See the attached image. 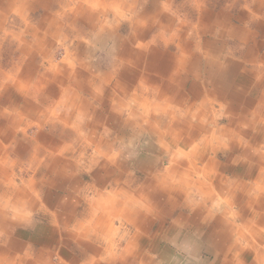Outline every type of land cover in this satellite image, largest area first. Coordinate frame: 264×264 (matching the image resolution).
<instances>
[{"label": "crops", "instance_id": "crops-1", "mask_svg": "<svg viewBox=\"0 0 264 264\" xmlns=\"http://www.w3.org/2000/svg\"><path fill=\"white\" fill-rule=\"evenodd\" d=\"M22 1L0 0V264H114L115 222L142 233L122 264H264V0Z\"/></svg>", "mask_w": 264, "mask_h": 264}, {"label": "rangeland", "instance_id": "rangeland-1", "mask_svg": "<svg viewBox=\"0 0 264 264\" xmlns=\"http://www.w3.org/2000/svg\"><path fill=\"white\" fill-rule=\"evenodd\" d=\"M22 1V0H21ZM70 2L71 1H73V0H69ZM88 2H90V4H92V2L94 1L95 2V0H87ZM103 2L104 1H106L107 3L108 2H111V0H102ZM134 1H138V3H134L133 4V2H132V0H126V2H125V0H113V10H116V11H118V13L121 15H118L117 14V19H119L120 17H123V14L126 12V8H125V6H127L128 7V11L129 10H135L136 12H141L143 9H144V7H146V3L145 4H143L142 3V0H134ZM221 3H224V5L225 4H230V3H227L226 1H224V0H219ZM224 1V2H223ZM8 2H9V6H5V11L3 12L4 14H7L8 13V11L9 12H12V11H14L15 9V5L18 3V0H8ZM23 2V1H22ZM38 4V5H41V7L43 6V4H44V2L42 1V0H37V1H31V3H28L29 5L27 6V7H33V5L34 4ZM89 4V5H90ZM100 6V7H99ZM99 6H97L96 8H98V10L99 11H97L98 13H107L106 11H104V10H100V8H101V5H99ZM115 6V7H114ZM9 7V8H8ZM13 7V8H12ZM22 7H24V6H22ZM91 7V9H95V8H93V6H90ZM68 8V7H67ZM158 8V7H157ZM1 11V10H0ZM152 11V10H151ZM247 11V10H246ZM236 12V10H234L233 11V13H235ZM248 12V11H247ZM2 13V14H3ZM127 13H129V12H127ZM248 13H250V12H248ZM15 15H12V16H10L9 17V19L10 20H8L11 24L12 23H15V22H17L15 19ZM12 20H15L14 22H12ZM151 20V19H150ZM153 22V21H152ZM152 22H151V25H152ZM51 24L53 25V26H55L56 28H62L63 27V25H62V22H61V20H57L56 18H54V19H52V21H51ZM58 24H60L59 26H58ZM127 24V22L126 21H123L122 22V28L125 26ZM122 32V31H121ZM11 36V35H10ZM54 39H56V37H54ZM203 40H204V38H203ZM108 47L110 48L111 46H112V43L110 42H108ZM56 47H58V49H57V57H56V59L57 60H60L63 56H65V48L66 47H61V46H56ZM118 47H122V45H119ZM98 48V47H97ZM97 54H98V56H102V54H103V52L102 51H100V49L98 48V50H97ZM113 82L107 87V90H110V89H113ZM251 96H253V95H251ZM233 107H235V106H233ZM219 105H216V109L217 110H219ZM31 134L33 133V131H31L30 132ZM86 181H87V179H85ZM115 226H116V228L117 229H120L121 230V232L119 233V235H117V236H114V241H113V256H111L110 257V259H113V263L114 264H122V262H121V259H119V258H117V256H115L114 255V253L115 252H119V253H124V251H125V247H126V245H127V243L125 242L123 245H120V243L118 244V241H119V236H123L124 235V233L126 232V231H128V230H130L131 231V234H130V236L132 235V234H136V235H138L139 236V238L142 236V233L140 232V231H135V230H133L132 229V227L130 226V225H123L122 227H121V225H120V223L119 222H115ZM122 228V229H121ZM85 241V240H84ZM87 241V240H86ZM62 243L63 244H66V241L65 240H63L62 241ZM86 243V242H85ZM107 244H109L108 242H107ZM118 244V245H117ZM71 250H72V253L73 254H75V255H77V254H79L78 252H77V247L76 246H74V244L73 243H71ZM63 251H65L64 249H63V246L62 245H55L54 246V249H53V251H52V256H51V260H52V263H54V264H58L59 262H61L60 264H72L71 263V261H69V260H71V257H69V256H67V254L65 255L64 253H63ZM118 255V254H117ZM22 256V255H21ZM171 258H175V256L173 255V256H170ZM14 258V257H13ZM19 255H17L16 257H15V262H16V264H21L20 263V261H19ZM127 259L129 260L130 259V257H128L127 256ZM126 262H127V260H126ZM101 264H106V263H101Z\"/></svg>", "mask_w": 264, "mask_h": 264}, {"label": "bare ground", "instance_id": "bare-ground-1", "mask_svg": "<svg viewBox=\"0 0 264 264\" xmlns=\"http://www.w3.org/2000/svg\"><path fill=\"white\" fill-rule=\"evenodd\" d=\"M86 2H88V1H86ZM90 3V2H89ZM85 5H86V3H85ZM99 5H101V8H100V10H104V11H106L107 13H110L109 11H111V9H113V0H111V2H106V1H102V0H95V2L93 1L92 2V4H90V6H93V8H95V9H97L98 10V8H96L97 6H99ZM9 6V5H8ZM100 7V6H99ZM115 7V6H114ZM9 8V7H8ZM106 13V14H107ZM90 27V26H89ZM96 29V28H95ZM223 29V28H222ZM213 33V32H212ZM206 35V34H205ZM209 36V35H208ZM40 40V39H39ZM181 43V42H180ZM210 45V44H209ZM226 45V44H225ZM223 47V46H222ZM226 47V46H225ZM90 49V48H89ZM221 49V48H220ZM210 50H212V49H210ZM171 52V51H170ZM216 52H217V50H216ZM211 54H213V53H211ZM227 54V53H226ZM219 55H220V53H219ZM168 56V55H167ZM167 58V57H166ZM254 58V57H253ZM257 59V58H256ZM35 61V60H34ZM164 61H165V59H164ZM189 68V67H188ZM200 72V71H199ZM195 73V72H194ZM248 75V74H247ZM190 76V75H189ZM246 76V75H245ZM249 76V75H248ZM244 77V76H243ZM250 77V76H249ZM189 78V77H188ZM178 79V78H177ZM181 79V78H180ZM203 79V78H202ZM252 79V78H251ZM167 80V79H166ZM188 80V79H187ZM250 80V79H249ZM185 81V80H184ZM167 82V81H166ZM186 82V81H185ZM200 82V81H199ZM168 83V82H167ZM225 84V83H224ZM173 85V84H172ZM167 86V85H166ZM171 86V85H170ZM195 87V86H194ZM200 87V86H199ZM233 87V86H232ZM231 87V88H232ZM138 89V88H137ZM162 89V88H161ZM171 90V89H170ZM236 90V89H235ZM166 92V91H165ZM200 92V91H199ZM198 92V93H199ZM230 92H231V90H230ZM193 93V92H192ZM233 93V92H232ZM231 93V94H232ZM138 95H139V93H138ZM202 95V94H201ZM178 97V96H177ZM143 99V98H142ZM50 101V100H49ZM55 104V103H54ZM177 106V105H176ZM212 106V105H211ZM222 106V105H221ZM242 107V106H241ZM46 108V107H45ZM72 109V108H71ZM16 110V109H15ZM185 116V115H184ZM210 125V124H209ZM213 132V131H212ZM145 133V132H144ZM192 133V132H191ZM194 133V132H193ZM214 133V132H213ZM138 135V134H137ZM192 134H190V136H191ZM197 135V134H196ZM194 138V137H193ZM201 141V140H200ZM222 142V141H221ZM88 147V146H87ZM182 147H184V146H182ZM109 148V147H108ZM219 148V147H218ZM222 148V147H221ZM220 149V148H219ZM216 150H218V149H216ZM213 151V150H212ZM149 157V156H148ZM149 160V159H148ZM229 160V159H228ZM147 161V160H146ZM234 162V161H233ZM246 169V168H245ZM233 171V170H232ZM235 171V170H234ZM233 171V172H234ZM244 172V171H243ZM4 173V172H3ZM112 173V172H111ZM237 173V172H236ZM140 174V173H139ZM233 174V173H232ZM6 175V174H5ZM97 175H99L98 173H97ZM142 176V175H141ZM240 176H242V175H240ZM95 177V176H94ZM8 179V178H7ZM96 180V179H95ZM157 192V191H156ZM157 194V193H156ZM243 207H245V206H243ZM185 211H186V209H185ZM48 219V218H47ZM52 219V218H51ZM89 219V218H88ZM239 220V219H238ZM54 222V221H53ZM209 223V222H208ZM193 224V223H192ZM189 226V225H188ZM201 227H202V225H201ZM186 230V229H185ZM213 231V230H212ZM183 232V231H182ZM177 233V232H176ZM209 234V233H208ZM212 236V235H211ZM206 238V237H205ZM205 238H203V239H205ZM163 239V238H162ZM209 240V239H208ZM210 241V240H209ZM207 242V241H206ZM213 242H215V241H213ZM208 243V242H207ZM157 250V249H156ZM27 252V251H26ZM105 252V251H104ZM213 253H214V251H212ZM115 255V254H114ZM215 256V255H214ZM213 256V257H214ZM248 259V258H247ZM32 262V261H31ZM214 262V261H213ZM215 263V262H214ZM214 263H212V264H214Z\"/></svg>", "mask_w": 264, "mask_h": 264}]
</instances>
